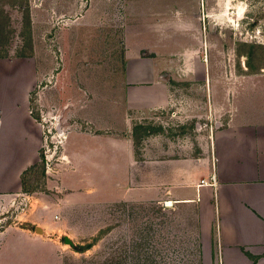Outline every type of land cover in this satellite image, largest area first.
Listing matches in <instances>:
<instances>
[{"label":"crops","instance_id":"crops-1","mask_svg":"<svg viewBox=\"0 0 264 264\" xmlns=\"http://www.w3.org/2000/svg\"><path fill=\"white\" fill-rule=\"evenodd\" d=\"M231 4L87 0L78 16V2L71 0L67 10L77 16L62 47L69 71L83 77L85 96L68 102L79 117L67 127L70 165L62 170L71 177L65 184L83 190L85 201L191 207L202 253L213 246L218 264H264V70L218 76L207 49ZM13 59L0 47L4 201L23 192L21 174L37 162L43 134L30 109V94L43 79L39 62L21 58L24 69ZM195 80L203 97L187 101L180 83ZM183 100L186 124L202 132L195 142H160L166 137L150 132L154 120L160 130L168 113L182 116L174 109ZM216 112L222 120L214 119ZM200 114L205 122L197 120ZM6 230L14 244L5 248L23 247L27 239L39 245L43 238L28 228Z\"/></svg>","mask_w":264,"mask_h":264},{"label":"rangeland","instance_id":"rangeland-1","mask_svg":"<svg viewBox=\"0 0 264 264\" xmlns=\"http://www.w3.org/2000/svg\"><path fill=\"white\" fill-rule=\"evenodd\" d=\"M70 1L0 0V47L15 58L13 65L25 69V60L32 64L35 59L43 73L30 94L31 112L43 126L39 158L25 175V190L4 196L5 201L0 198V264H216L213 246L212 252H201L191 207L166 206L164 202L85 201L79 194L83 190L65 184L64 179H71L66 167L62 170L70 165L65 134L70 121L79 117L68 102H80L85 96L81 94L83 77L69 71L68 51L62 47L65 29L77 16L67 10ZM72 1L78 2L80 16L87 0ZM230 3L233 7L215 26L212 45L207 47L213 69L218 76L229 70L237 75L244 70H264V0ZM228 55L230 61L226 60ZM24 57L29 60L21 59ZM10 73L13 77L16 70ZM180 84L187 101L191 96L203 97L197 90L199 81ZM184 103L174 109L182 116L168 113L160 130V120H154L150 132L166 137L160 142L198 139L202 131H197L193 122L186 124L189 118ZM217 117L223 119L216 112L214 119ZM197 120L205 122L206 117L200 114ZM0 177L3 180L5 174L0 173ZM36 226L49 233L39 238V245L27 239L23 247L5 248L14 244L11 230L6 229L28 228L35 234ZM65 236L71 245L64 242ZM75 245L89 248L79 251Z\"/></svg>","mask_w":264,"mask_h":264},{"label":"trees","instance_id":"trees-1","mask_svg":"<svg viewBox=\"0 0 264 264\" xmlns=\"http://www.w3.org/2000/svg\"><path fill=\"white\" fill-rule=\"evenodd\" d=\"M32 113V112H31ZM33 115V113H32ZM33 117L37 118L35 115H33ZM35 164H32L30 166H28L21 174V188H22V191L25 190V187H24V181H25V175L28 174V172L34 167ZM73 248H75L76 250H79V251H84L85 249H88L89 247L88 246H85V247H80V246H73Z\"/></svg>","mask_w":264,"mask_h":264},{"label":"water","instance_id":"water-1","mask_svg":"<svg viewBox=\"0 0 264 264\" xmlns=\"http://www.w3.org/2000/svg\"><path fill=\"white\" fill-rule=\"evenodd\" d=\"M35 232H36L37 234H39V235H47V233H46L45 231H43V229H41V228L38 227V226L35 227ZM64 242H65L66 244H70V245L72 244V241L69 240V238H68L67 236L64 237Z\"/></svg>","mask_w":264,"mask_h":264},{"label":"built area","instance_id":"built-area-1","mask_svg":"<svg viewBox=\"0 0 264 264\" xmlns=\"http://www.w3.org/2000/svg\"><path fill=\"white\" fill-rule=\"evenodd\" d=\"M210 128H211V126H210ZM163 204L166 205V206H169V205H171V201H164Z\"/></svg>","mask_w":264,"mask_h":264}]
</instances>
